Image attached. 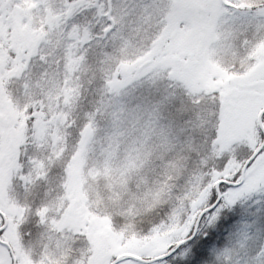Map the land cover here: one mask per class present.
Returning <instances> with one entry per match:
<instances>
[{
  "label": "snow or ice",
  "instance_id": "6c2138e0",
  "mask_svg": "<svg viewBox=\"0 0 264 264\" xmlns=\"http://www.w3.org/2000/svg\"><path fill=\"white\" fill-rule=\"evenodd\" d=\"M0 264H264V0H0Z\"/></svg>",
  "mask_w": 264,
  "mask_h": 264
}]
</instances>
